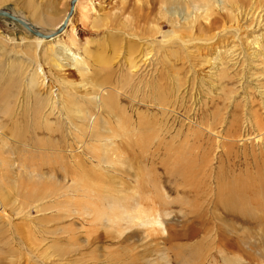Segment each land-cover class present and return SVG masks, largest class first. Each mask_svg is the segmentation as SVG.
I'll use <instances>...</instances> for the list:
<instances>
[{
    "label": "rangeland",
    "instance_id": "rangeland-1",
    "mask_svg": "<svg viewBox=\"0 0 264 264\" xmlns=\"http://www.w3.org/2000/svg\"><path fill=\"white\" fill-rule=\"evenodd\" d=\"M151 1L77 0L71 11L73 0H0L45 35L68 19L39 44L0 16V201L11 220L0 222L10 225L0 229V264H264V145L239 144L232 155L222 147L251 103L264 113V56H251L264 28L239 39L212 30L226 41L184 50L195 65L157 63L175 29L195 39L206 22L187 0L191 16L161 28L165 6ZM223 2L217 16L227 14ZM132 48H147L155 65L130 79ZM229 49L239 57L222 79ZM38 74L45 85H32ZM95 92L110 95V107L99 110ZM89 114L98 119L91 135ZM142 213L161 227L144 226Z\"/></svg>",
    "mask_w": 264,
    "mask_h": 264
},
{
    "label": "bare ground",
    "instance_id": "bare-ground-1",
    "mask_svg": "<svg viewBox=\"0 0 264 264\" xmlns=\"http://www.w3.org/2000/svg\"><path fill=\"white\" fill-rule=\"evenodd\" d=\"M153 1V4L154 5H163L165 6V14H166V22L161 24V28H166L168 27V22L169 20L172 21V19H175V20H178L179 18V15H181V13H186V16L187 17H190L191 16V5L189 3H187V0H152ZM151 1V2H152ZM193 3H199V7H201L202 9H204V21L206 22V24H201L200 25V28H198V30H200V36H197L195 39H194V35L191 36V34L187 33L186 30H191V29H186L184 32L182 33H179L177 29H175L174 31V38L171 42H167L165 45V47H167V49H160V50H155L156 52V62L159 63L158 61L160 62H167L165 59L167 57H170L172 59H174L175 61L173 62H168V63H171V64H176V63H179V62H182L183 66L185 67V65H195V63L197 62L196 60L194 61H191V60H188L187 57L185 58H182L181 55L183 53V51H191L192 50H189L190 47L191 49L192 48H196V46L198 45H202V46H206V45H210L212 43L214 44H217V41H226V38H223L224 35H217L215 34L214 36H211L209 33L212 31V30H236V34L235 36L237 35L238 39L240 38V30H259L261 28H264V0H253L252 4L249 6L247 3L244 2V0H226V2H223L221 4L222 6V10H226L227 14L224 16V15H220L217 16L216 15V11H215V6L216 4L218 3V0H192ZM204 2V3H203ZM45 3V2H44ZM48 3V2H47ZM51 4V3H50ZM54 5V4H53ZM52 4L49 5L50 7L53 6ZM47 6V5H46ZM54 7V6H53ZM195 7V6H194ZM220 7V6H219ZM250 8V13H251V16H255L257 15L258 16V19L256 20H253L248 23L250 20H249V16L250 15H247L246 17H241L243 16L242 13H244V9L246 10V8ZM42 8V7H41ZM34 10V12H39L41 11L40 10V6L38 7H33L32 8ZM45 9H48V8H45ZM50 9V8H49ZM53 9V8H51ZM200 9V8H199ZM44 10V7L43 9ZM1 11V10H0ZM50 11V10H49ZM247 11V10H246ZM32 14L34 15L33 11L31 10ZM12 13V12H11ZM45 13V11H44ZM14 14V13H13ZM41 14V13H40ZM40 14L37 16L38 18H40ZM15 15V14H14ZM45 15V14H44ZM17 16V15H16ZM250 16V17H251ZM19 17V16H18ZM36 17V16H35ZM147 19H148V16H146ZM26 24L30 25L32 27L33 30H36L38 31V28H36V25L30 23L27 19H25L24 17H20ZM49 18V17H48ZM67 18V17H66ZM64 18L63 21L60 22V24L58 25V28L56 29V31L58 30H61L64 26V24L66 23V21L68 19ZM169 19V20H168ZM37 20V19H36ZM46 20V19H45ZM249 20V21H248ZM40 21V20H39ZM173 22V21H172ZM187 24L189 23H186L185 25L183 26H186ZM26 30H30V29H27L25 28ZM56 31L52 32L51 34H49L50 38L49 39H52L55 34ZM30 32V31H29ZM59 32V31H58ZM225 32V31H224ZM54 33V34H53ZM191 33V32H190ZM235 33V32H234ZM254 33V32H253ZM257 33V32H256ZM220 34V33H219ZM236 37V39H237ZM256 37V36H255ZM58 38V37H57ZM223 38V39H222ZM252 38V37H251ZM38 40V39H37ZM45 40H48V39H44V38H39V44H42L43 42H45ZM187 40H190L189 42H187ZM235 40V39H234ZM255 41L253 43H250L253 44L251 45V47H255L251 56H255V58H262L261 57V53L263 54L264 56V47L262 45V38H255L254 39ZM52 41V40H51ZM248 43V42H246ZM44 44V43H43ZM144 45V44H143ZM248 46V45H247ZM247 48V47H246ZM134 48H132L131 50H129V55H128V59L126 60L128 62V65H129V69H128V78H135L136 76H140V71L143 70V67H152L155 65V61L152 59L151 61H149L151 58V52H147V48L146 50L144 51H140L139 55L137 54V56H135V50H133ZM139 49V48H138ZM201 49V48H199ZM204 49V47H203ZM236 49V48H235ZM251 50V49H250ZM135 51V52H134ZM138 51V50H137ZM244 51V50H243ZM51 52V51H50ZM55 52V51H54ZM115 52V51H114ZM118 52V51H117ZM120 52V51H119ZM235 51L233 49H229L225 52V58L224 60L221 58L219 59L218 62L220 65L219 67L221 69H219L218 71L221 73L222 75V79L225 78V76L228 74V71L226 69V65H230V63H232L231 61H237V60H233L234 57H239V55H235L234 53ZM242 52V51H241ZM245 52V51H244ZM247 53V52H246ZM258 53V54H257ZM114 54V53H113ZM119 54V53H118ZM154 56V55H152ZM151 56V57H152ZM65 57V58H64ZM57 59H61L63 61H65L66 59H68L65 54H57L55 53V58L54 60L57 62ZM254 59V58H252ZM72 63L70 66H73L75 67L79 72L81 73H85L88 71V68L86 67L85 64H83V62L78 59V58H72L71 59ZM80 60V62H78ZM257 60V59H256ZM62 61V62H63ZM67 61V60H66ZM149 61V62H148ZM255 61V60H254ZM60 62V61H59ZM61 63V62H60ZM59 63V64H60ZM64 63V62H63ZM241 63V62H240ZM238 64V63H237ZM236 64V65H237ZM80 65V67H79ZM158 65V64H156ZM57 66V65H56ZM172 66V65H171ZM157 67V66H156ZM218 67V68H219ZM228 67V66H227ZM180 70V69H179ZM183 70V69H182ZM145 71V70H144ZM158 71V70H156ZM143 72V71H142ZM189 72V71H188ZM149 73V72H148ZM176 73V72H175ZM174 73V74H175ZM179 73V72H178ZM176 73V74H178ZM143 74V73H142ZM141 74V75H142ZM187 74V73H186ZM145 75V74H144ZM143 75V76H144ZM189 75V74H188ZM40 75H35L33 76L32 80H31V83L32 85H37V86H43L45 85L44 84V81L45 79H43L41 82H40ZM179 76V75H178ZM177 75H175V77H178ZM134 88V87H133ZM261 88V87H260ZM263 88V87H262ZM263 90V89H262ZM107 91V90H106ZM109 92V91H108ZM103 93V91L101 92ZM136 93V92H135ZM262 95L264 96V90L261 92ZM95 97H94V104H96L99 108V110H102L101 108H108L110 107L111 103L108 102L107 99H109V96L108 94L105 95L102 97L101 95L97 94L96 92L94 93ZM126 95V94H125ZM106 96H108V98H106ZM143 104H144V100H142ZM146 102V101H145ZM148 102V101H147ZM250 102V101H249ZM250 104V103H249ZM246 105V104H245ZM251 109L249 111H246V116L244 119H242L241 121L240 120H234V122H232L231 124V128H232V132L230 131V136H225L223 137V140L222 139H219V140H222L223 142V145L222 147L226 148L228 153H230L231 155L235 153V149H236V146H238L239 144H248V143H251L252 146L254 147L256 145V143H258L259 145L260 144H263L264 145V113H261L259 109H255L254 106H252V103H251ZM264 106V105H263ZM151 107V106H150ZM168 107V106H166ZM161 109L165 110V107H161ZM98 110V111H99ZM263 110V108H262ZM237 112V111H236ZM243 114V113H242ZM90 115V114H89ZM237 119V118H236ZM87 122H88V129L89 130V134L91 135L92 133H94V131L97 129V126H96V121L98 120L96 118V115L94 116L93 114L90 115L89 117L86 118ZM230 122V123H231ZM210 123V122H209ZM212 124V123H211ZM216 124V123H215ZM214 124V125H215ZM221 124V123H220ZM210 127V126H209ZM208 127V128H209ZM85 128V127H84ZM203 128V127H202ZM205 128V127H204ZM211 129H207V132L211 133L210 131ZM213 130H216V129H213ZM141 131V130H140ZM213 132V131H212ZM215 133V131L213 132ZM212 133V134H213ZM221 133V132H220ZM132 134V133H131ZM95 135V134H94ZM98 135V134H97ZM95 135V136H97ZM202 135V134H201ZM210 135V134H209ZM217 135H220V134H217ZM216 135V136H217ZM215 136V135H214ZM98 137V136H97ZM93 138V137H92ZM218 138V137H217ZM222 138V137H220ZM108 141V140H107ZM218 142V141H217ZM249 145V144H248ZM247 145V146H248ZM258 145V146H259ZM244 146V145H242ZM245 147V146H244ZM260 147V146H259ZM258 147V148H259ZM247 148V147H246ZM255 148V147H254ZM225 150V149H224ZM237 155V153L235 154ZM254 156V155H253ZM258 156V155H257ZM261 157V156H260ZM245 159V158H244ZM64 164V163H63ZM31 178L30 180L32 179H35L38 177V175H34L32 176V174L29 175ZM32 176V177H31ZM28 177V176H26ZM41 181V180H40ZM46 181V180H45ZM34 182V181H33ZM18 184V183H17ZM22 186V185H21ZM16 187V185H15ZM18 187V186H17ZM29 188V187H28ZM1 189V188H0ZM80 189V188H79ZM51 192V191H50ZM240 191H236L234 192V194H236V198L238 197L237 194H241L239 193ZM28 193V192H26ZM36 193H34L33 195H35ZM0 198H1V195H0ZM235 198V199H236ZM47 199V198H46ZM17 200V199H16ZM45 200V199H44ZM39 201V200H38ZM3 202L0 201V222L3 221L4 223H7V219L10 218V216L8 215L7 211H6V208L4 207V203L2 204ZM25 204V203H24ZM6 206V205H5ZM29 206V205H27ZM26 206V208H28ZM7 207V206H6ZM9 208V207H8ZM25 209V208H24ZM21 211V210H20ZM30 211V210H29ZM12 212V211H11ZM230 212H233V211H230ZM21 213V212H20ZM27 217V216H26ZM141 223L146 226V227H151V226H160L161 227V223H160V220L157 219L156 216L154 215H151L150 213H142L141 214ZM10 220V219H9ZM11 221V220H10ZM9 221V222H10ZM2 226H5V227H8V229H10V225L9 224H3L0 225V229L1 231H5L7 232V230H3L2 229ZM10 240V239H9ZM2 244V243H0ZM4 244V243H3ZM3 247V245L1 246ZM1 247H0V251L1 250ZM13 264L15 262H10V264Z\"/></svg>",
    "mask_w": 264,
    "mask_h": 264
},
{
    "label": "water",
    "instance_id": "water-1",
    "mask_svg": "<svg viewBox=\"0 0 264 264\" xmlns=\"http://www.w3.org/2000/svg\"><path fill=\"white\" fill-rule=\"evenodd\" d=\"M77 2V0H73L72 2V10L73 11V7H74V4ZM0 16L1 17H4V18H7L13 22H16L20 25H22L24 28H27V29H30L29 31L35 35L36 37H39V38H44V39H49L50 36L49 35H45L39 31H36V30H33L32 27L28 24H26L20 17L14 15L13 13H11L10 11H7V10H1L0 11Z\"/></svg>",
    "mask_w": 264,
    "mask_h": 264
}]
</instances>
